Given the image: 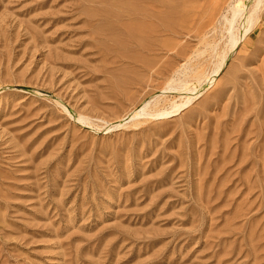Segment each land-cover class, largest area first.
<instances>
[{
    "label": "rangeland",
    "instance_id": "374dc122",
    "mask_svg": "<svg viewBox=\"0 0 264 264\" xmlns=\"http://www.w3.org/2000/svg\"><path fill=\"white\" fill-rule=\"evenodd\" d=\"M243 1L0 0V264H264Z\"/></svg>",
    "mask_w": 264,
    "mask_h": 264
},
{
    "label": "bare ground",
    "instance_id": "6f19581e",
    "mask_svg": "<svg viewBox=\"0 0 264 264\" xmlns=\"http://www.w3.org/2000/svg\"><path fill=\"white\" fill-rule=\"evenodd\" d=\"M244 1H246V0H244ZM244 1H243V3H239L235 7V9L233 11L232 19L231 20L228 19V20H230L229 23L232 26L234 24V22H236V20L238 18H239V20H240V18H242L240 20V23H241V26H242L241 34L239 35V34L233 33V35L231 37V41H232L231 42V48L236 47V45L239 43V39L240 38L243 39V37H245L243 45L245 44L246 49L249 48L251 46V40L250 39H251L252 33L254 31L257 32V30L260 29V27L264 24L263 23V21H264V0H254V2L252 1L253 3L251 4L250 9H249L250 5L248 3H246V2H244ZM237 2H238V0H237ZM136 18H138V17H136ZM140 19H141V17H140ZM148 21H149V19H148ZM189 101H190V99H189ZM184 105H185V103L184 104H180V105H176L175 107L173 106L174 109L171 110V111H160L159 113L156 112V114L153 113V115H158L159 116V115H165V114H168V113H171V112H174V111L176 112V111H179ZM142 111L145 112V107L142 109Z\"/></svg>",
    "mask_w": 264,
    "mask_h": 264
}]
</instances>
